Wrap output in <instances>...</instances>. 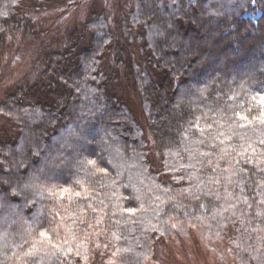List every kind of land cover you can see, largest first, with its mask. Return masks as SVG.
<instances>
[{
  "label": "trees",
  "instance_id": "1",
  "mask_svg": "<svg viewBox=\"0 0 264 264\" xmlns=\"http://www.w3.org/2000/svg\"><path fill=\"white\" fill-rule=\"evenodd\" d=\"M108 12L0 0V264H264V0Z\"/></svg>",
  "mask_w": 264,
  "mask_h": 264
},
{
  "label": "rangeland",
  "instance_id": "2",
  "mask_svg": "<svg viewBox=\"0 0 264 264\" xmlns=\"http://www.w3.org/2000/svg\"><path fill=\"white\" fill-rule=\"evenodd\" d=\"M114 1V2H113ZM120 2V1H119ZM109 6L110 21H113V13L117 5V0H106ZM117 11V10H116ZM249 16L255 18L257 15L254 13H248ZM45 27L52 32H57L60 26L59 17L54 14L48 15ZM72 16V15H71ZM69 19V18H68ZM32 57L28 56L23 63H17L15 67L11 68L7 65L5 72H14V78H17L24 74V72L31 66ZM136 114H138V108H136ZM141 118H143V114ZM1 123V120H0ZM168 248L162 250L161 256L172 261L174 264H220L219 258L214 252L209 251L206 247L200 245L197 239L181 238L178 239L177 243H167Z\"/></svg>",
  "mask_w": 264,
  "mask_h": 264
},
{
  "label": "snow or ice",
  "instance_id": "3",
  "mask_svg": "<svg viewBox=\"0 0 264 264\" xmlns=\"http://www.w3.org/2000/svg\"><path fill=\"white\" fill-rule=\"evenodd\" d=\"M262 99H264V97H262ZM65 191H67V190H65ZM43 235V234H42Z\"/></svg>",
  "mask_w": 264,
  "mask_h": 264
}]
</instances>
